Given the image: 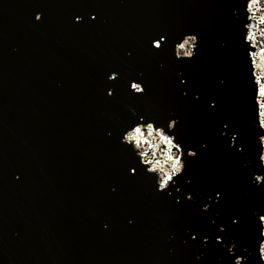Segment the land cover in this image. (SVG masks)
Wrapping results in <instances>:
<instances>
[{
  "label": "water",
  "instance_id": "1",
  "mask_svg": "<svg viewBox=\"0 0 264 264\" xmlns=\"http://www.w3.org/2000/svg\"><path fill=\"white\" fill-rule=\"evenodd\" d=\"M242 5L0 0V264H232L236 255L247 257L242 264H261L254 215L264 211V184L255 181L264 174V129L253 73L264 68L251 59L260 64L264 55V0L252 13ZM245 24L254 47L241 39ZM191 32L199 37L196 54L177 61L173 55L183 57L191 42L185 49L172 42ZM159 34L168 36L164 51L150 47ZM110 70L120 77L108 80ZM130 78L143 80L146 91L131 92ZM141 115L164 126L178 118L177 142L198 153L182 156L186 167L163 192L155 173H145L130 145L120 143ZM189 192L193 201L185 199Z\"/></svg>",
  "mask_w": 264,
  "mask_h": 264
},
{
  "label": "snow or ice",
  "instance_id": "2",
  "mask_svg": "<svg viewBox=\"0 0 264 264\" xmlns=\"http://www.w3.org/2000/svg\"><path fill=\"white\" fill-rule=\"evenodd\" d=\"M261 0H243V9L244 11H246L247 13H252L253 10L255 8H257V6L260 4ZM95 16H92V19H95ZM251 18V17H249ZM34 19L39 21L42 19V13L40 11H36L34 14ZM74 19L76 21H81L82 20V16L81 15H76L74 17ZM261 23L264 24V19L261 20ZM241 39L242 41H244L245 43H247L250 47H254L253 45V41L255 40V36L251 30V27L247 24L244 25V27L241 29ZM178 41H182V42H175L173 41V43H175V47L177 49H185L186 45H189L191 42V45H194V48L191 51H185L183 53V57H181V54L179 51H177L175 53L174 58L177 61H180L182 59H187V60H191L194 58L195 56V52L194 49L198 47L199 44V37L197 33L191 32V34H187V33H183L178 39ZM168 44V36L166 34H159L153 38L150 39V47L151 49L157 50V51H164L166 45ZM260 53H264V48L260 49ZM249 58H252L256 55L255 52L253 51H249L247 53ZM251 63L252 66L254 68H261L260 64H257L255 59H251ZM253 76L255 77V113H256V121H258V126L260 129H264V80H262V77H264V72L261 73V75H256L255 73H253ZM120 77V72L118 70H110L108 73V80L110 81H115ZM179 80L181 84H185L187 82V77L184 76L183 74H179ZM127 87L128 89L133 92V93H137V94H142L146 91V87L144 86V81L137 79V78H130L127 82ZM108 90H110V92L108 91V95L112 96L113 95V89L109 88ZM182 94H186L183 93ZM197 97L199 96V94H196ZM209 107H216V100L212 99L209 101ZM142 116V115H141ZM143 117V116H142ZM178 123V118L176 117H172L169 118V120L167 121L166 126H164V130L167 131L169 127H173ZM224 128H227L228 125L224 124L223 125ZM167 129V130H166ZM221 135H223V132L221 133ZM238 137V133L233 132L232 135L229 137V145L231 146L233 142H235L237 140ZM175 143L179 148V151L181 153L180 156V160L181 163L183 164V169L186 167L187 161L182 159V156L186 155L188 157H196L198 155V153L190 146L188 147H184L182 146V142H177V139L175 137ZM258 142H259V146L264 147V134H260L258 136ZM237 151L239 152H243V148L240 146H237ZM259 164H264V155H262L259 151ZM137 171L136 167H132L130 166L128 168V172L135 174ZM182 173V172H181ZM180 173V174H181ZM174 177L176 176H172L170 177L166 182H162L160 185H155V187H159V191L157 192H163L165 190H167L169 188L170 185H173V183H176V180L174 179ZM255 181L264 184V176L261 177H257L255 178ZM215 198L217 199V201L220 200L221 196H222V190L221 189H217L214 193ZM185 199L187 201H193L194 197L192 192L186 193L185 195ZM207 199H212V197H208ZM177 203H179V201H177ZM200 208L202 211H207L209 209V204L207 202L202 203L200 205ZM258 222H259V239L260 240H264V211H257L254 215ZM238 221L236 218L232 219V223L236 224ZM213 224H215V220L212 221ZM218 231L220 233H224L225 232V227L223 225H219L218 226ZM191 239L192 240H196L197 239V235L195 231H192L190 233ZM224 239V237H222L221 235H216L215 236V240L219 243L222 242ZM201 241L203 243H208L209 241V237L208 235H203L201 237ZM236 245L233 244L231 248H227V252L228 253H232L233 252V248H235ZM239 256L240 259L238 261H235V264H242V261L245 260L243 256L241 255H236L234 256L233 260H232V264L233 261L235 260V257Z\"/></svg>",
  "mask_w": 264,
  "mask_h": 264
},
{
  "label": "clouds",
  "instance_id": "3",
  "mask_svg": "<svg viewBox=\"0 0 264 264\" xmlns=\"http://www.w3.org/2000/svg\"><path fill=\"white\" fill-rule=\"evenodd\" d=\"M89 15L95 16L94 13ZM262 19H264V14L259 17L260 22ZM193 48L194 45H190L187 51H191ZM260 61L261 68H264V55L260 54ZM108 91L110 92V90ZM130 111L133 112V115H136L134 109L130 108ZM172 130L173 127H169L168 131L165 132L164 125L158 124L153 119L138 116L135 122L122 130L119 138L121 144L130 145V151L138 158V164L143 166L145 173H155V185H160L170 177L177 176L183 171V164L180 160L181 153L174 142L175 133ZM173 149H176V151H173ZM260 153L264 155V147L260 148ZM259 166L264 168V164H259ZM261 176H264V174L256 175L255 178ZM175 184L174 182L173 185ZM159 190V187H156V191ZM176 190L179 191V187H176ZM256 250L261 264H264V240L259 239ZM239 259V256L235 257L233 264ZM244 259H247V257H244Z\"/></svg>",
  "mask_w": 264,
  "mask_h": 264
}]
</instances>
